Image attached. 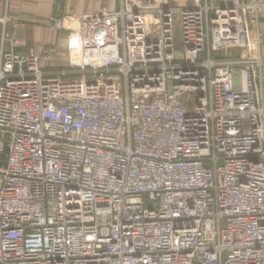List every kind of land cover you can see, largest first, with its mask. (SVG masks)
<instances>
[{
	"label": "built area",
	"instance_id": "1",
	"mask_svg": "<svg viewBox=\"0 0 264 264\" xmlns=\"http://www.w3.org/2000/svg\"><path fill=\"white\" fill-rule=\"evenodd\" d=\"M172 2L2 37L0 264H264V0Z\"/></svg>",
	"mask_w": 264,
	"mask_h": 264
},
{
	"label": "crops",
	"instance_id": "2",
	"mask_svg": "<svg viewBox=\"0 0 264 264\" xmlns=\"http://www.w3.org/2000/svg\"><path fill=\"white\" fill-rule=\"evenodd\" d=\"M120 3L121 0H0V44L4 37L6 50L26 54H35L40 46H54L57 52L51 66L76 64L82 43L79 20L115 11ZM54 15L66 18V27L61 31L49 28ZM3 18H7L5 24L1 23ZM262 29L264 33V12Z\"/></svg>",
	"mask_w": 264,
	"mask_h": 264
},
{
	"label": "rangeland",
	"instance_id": "3",
	"mask_svg": "<svg viewBox=\"0 0 264 264\" xmlns=\"http://www.w3.org/2000/svg\"><path fill=\"white\" fill-rule=\"evenodd\" d=\"M181 3H188V0H173L172 2L173 5H180Z\"/></svg>",
	"mask_w": 264,
	"mask_h": 264
}]
</instances>
